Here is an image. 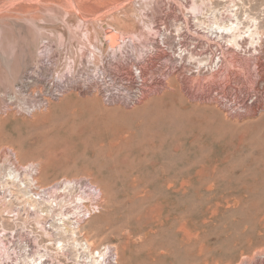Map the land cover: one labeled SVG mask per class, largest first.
<instances>
[{"label": "rangeland", "instance_id": "rangeland-1", "mask_svg": "<svg viewBox=\"0 0 264 264\" xmlns=\"http://www.w3.org/2000/svg\"><path fill=\"white\" fill-rule=\"evenodd\" d=\"M30 178L93 184L116 264H262L264 0H0V217L55 240Z\"/></svg>", "mask_w": 264, "mask_h": 264}, {"label": "built area", "instance_id": "built-area-1", "mask_svg": "<svg viewBox=\"0 0 264 264\" xmlns=\"http://www.w3.org/2000/svg\"><path fill=\"white\" fill-rule=\"evenodd\" d=\"M65 185L72 188L75 195L63 209L66 216L64 221L56 222L53 227L49 226L50 231L55 232L57 238L41 241L39 239L41 237L31 229L22 234L16 233L15 230L8 229L3 218L0 217V260L18 259L22 264L31 261L34 264H51L53 257L63 260L68 254H75L80 259L75 264H87L90 253H93L99 264H116L117 256L113 246H101L92 250L88 242L79 234L80 227L102 210L100 191L86 180L63 181L62 186ZM61 222L69 223L77 229V235L74 237L77 241L76 246H72V240L63 238L59 241L58 236L64 235L63 231L68 229ZM261 263L264 264V258ZM59 264L68 263L61 261Z\"/></svg>", "mask_w": 264, "mask_h": 264}, {"label": "bare ground", "instance_id": "bare-ground-1", "mask_svg": "<svg viewBox=\"0 0 264 264\" xmlns=\"http://www.w3.org/2000/svg\"><path fill=\"white\" fill-rule=\"evenodd\" d=\"M226 30H228L229 32L230 31H233L231 32L230 34H232V40L235 42L236 38L239 36V35H236V33H234V30L233 29V23H231L229 26H225L224 27ZM105 30V29H104ZM107 30V29H106ZM236 30V28H235ZM237 31V30H236ZM106 34H108V31H105ZM252 34H250V38H252L253 36V32H251ZM104 34V35H106ZM145 48V47H144ZM114 50V49H113ZM161 52V51H160ZM120 55V54H119ZM140 58V57H139ZM190 58V57H189ZM114 59V58H113ZM133 61V60H132ZM122 64V63H121ZM170 64V63H169ZM147 65V64H146ZM124 66V65H123ZM119 69V68H118ZM133 71V70H132ZM140 78H143L144 82H147L149 79H151V76L153 75V66H145L143 68H140ZM126 72V71H125ZM171 72H173L171 70ZM94 74V73H93ZM97 74V73H96ZM100 75V74H99ZM98 75V76H99ZM100 77V76H99ZM100 79V78H99ZM113 79V78H112ZM161 80V79H160ZM86 81V80H85ZM154 84V83H153ZM161 84V83H159ZM167 84V83H166ZM112 85V84H111ZM75 86V85H74ZM147 86V85H146ZM163 86V85H162ZM125 87V86H124ZM157 87V86H156ZM167 87V86H166ZM111 88V87H110ZM143 88V87H142ZM155 88V87H154ZM158 88V87H157ZM125 89V88H124ZM96 90V89H95ZM127 90V89H126ZM156 91V90H155ZM153 91V93L155 92ZM81 92H85L86 94L88 92H90L89 88L86 89V90H81ZM98 92V91H97ZM151 92V91H150ZM162 92V91H161ZM83 93V94H85ZM152 93V92H151ZM199 93V92H198ZM82 94V93H81ZM150 94V93H149ZM203 94V93H202ZM127 95V94H126ZM194 100V99H193ZM146 102V101H144ZM13 175V174H12ZM14 181V180H13ZM68 181V180H67ZM70 181V180H69ZM32 182V179L30 178V180H28L27 182L23 183L22 181H19V184L17 185L18 186V191L17 193L20 194L22 197H23V201H25L27 204L31 205L32 207L34 208H38V209H45L44 211L46 212H51L54 207L57 209V220L55 222H59V221H64V219L66 218L64 212H63V209H65L67 207V203L62 200V199H58V198H53L52 201H48V200H44L42 199V201H39L40 199H38L37 197H34V195L26 190H22V188H26L25 185H30ZM59 188V187H58ZM63 191H68L70 193H73L74 190L72 188H70L68 185H65L63 187ZM67 192V193H68ZM74 195V193H73ZM66 196V194H65ZM70 196V195H69ZM40 202H43V203H40ZM55 215V216H56ZM62 225L66 226L68 229L67 231H63L65 232L64 234L66 236H69L71 238V240L73 241L72 243V246H76L77 245V241L74 239V237H76L77 235V229L74 228L71 224L69 223H64V222H61ZM64 235V236H65ZM74 239V240H73ZM62 238H59V241H61ZM89 242V241H88ZM89 244V243H88ZM90 246V245H89ZM24 264H34L33 261L31 262H25ZM87 264H99L98 263V260L94 258L93 256V253H90L89 255V259H88V263Z\"/></svg>", "mask_w": 264, "mask_h": 264}]
</instances>
